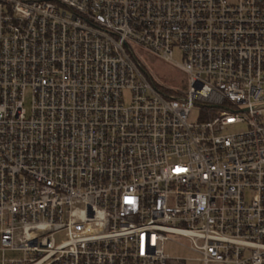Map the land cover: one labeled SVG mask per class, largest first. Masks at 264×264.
Returning <instances> with one entry per match:
<instances>
[{"label":"built area","instance_id":"1","mask_svg":"<svg viewBox=\"0 0 264 264\" xmlns=\"http://www.w3.org/2000/svg\"><path fill=\"white\" fill-rule=\"evenodd\" d=\"M0 254L264 264V0H0Z\"/></svg>","mask_w":264,"mask_h":264},{"label":"rangeland","instance_id":"2","mask_svg":"<svg viewBox=\"0 0 264 264\" xmlns=\"http://www.w3.org/2000/svg\"><path fill=\"white\" fill-rule=\"evenodd\" d=\"M137 56L143 68L146 69L151 79L158 85L160 89L171 93L173 90H183L186 86L185 76L180 73L175 67L160 60L159 58L146 53L143 50L137 49ZM173 60L177 63L181 62V57L177 54L173 55ZM28 100V97H27ZM27 106V103L26 105ZM191 114V119H198L200 116L199 110L194 109ZM64 235L56 237L59 243L63 241ZM164 253L171 258H193L192 255L187 253L179 244L166 243L164 245ZM5 259H18L20 256L16 253H5ZM1 258V254H0Z\"/></svg>","mask_w":264,"mask_h":264},{"label":"trees","instance_id":"3","mask_svg":"<svg viewBox=\"0 0 264 264\" xmlns=\"http://www.w3.org/2000/svg\"><path fill=\"white\" fill-rule=\"evenodd\" d=\"M151 79V78H150ZM152 80V79H151ZM154 82V81H153Z\"/></svg>","mask_w":264,"mask_h":264}]
</instances>
